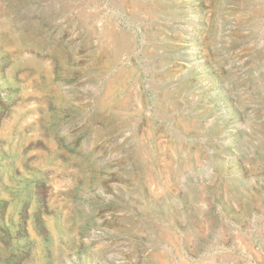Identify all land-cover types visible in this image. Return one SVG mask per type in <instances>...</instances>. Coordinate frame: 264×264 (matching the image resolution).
I'll return each instance as SVG.
<instances>
[{
  "label": "rangeland",
  "instance_id": "1",
  "mask_svg": "<svg viewBox=\"0 0 264 264\" xmlns=\"http://www.w3.org/2000/svg\"><path fill=\"white\" fill-rule=\"evenodd\" d=\"M0 264H264V0H0Z\"/></svg>",
  "mask_w": 264,
  "mask_h": 264
}]
</instances>
